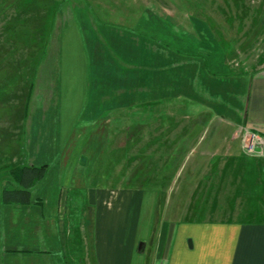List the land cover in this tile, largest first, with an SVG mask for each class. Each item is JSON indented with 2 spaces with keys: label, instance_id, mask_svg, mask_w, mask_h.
<instances>
[{
  "label": "crops",
  "instance_id": "0c3cea01",
  "mask_svg": "<svg viewBox=\"0 0 264 264\" xmlns=\"http://www.w3.org/2000/svg\"><path fill=\"white\" fill-rule=\"evenodd\" d=\"M230 1L236 6L231 20L242 18L239 4L249 0ZM179 18L140 10L120 20L98 18L105 27L99 30L94 26L86 35L76 18L63 27L59 58L52 62L45 59L48 62L45 65L52 68L47 72L53 91L47 95L44 109L53 116L59 131L73 132L58 144L60 157L63 152L68 153L62 155L61 165L57 167L61 175L59 187L66 189H59V195L56 192L51 201L50 197H40L38 193L47 182V168L44 179L30 191L28 203L6 204L1 199L2 264H74L77 257L74 211L78 210L80 199L64 197V192L73 190V195L75 190L84 188L88 189L85 194L88 205L83 212L89 218L82 220L91 224L94 264H264V218L214 224L164 223L160 234L152 235V226L145 227L140 220H135L133 228L127 222L129 211L140 209L137 195L142 191L97 187L96 175L85 177L83 167L79 166V141H84L82 148L89 146L91 151L82 157V162L88 168L93 165L96 168L109 139V117L114 110L147 101L186 102L205 110L221 123L214 129L216 136L221 138L229 132L228 142L229 139L237 141L239 134L246 130L258 134L264 141V66L253 72H238L229 61L227 45L217 37L215 29L211 30L212 25L209 23L210 28L206 22H200L203 16L194 19L196 24L188 25L192 27L190 33L178 29L185 36V42L195 49L189 53L191 57H180L176 54L179 51L169 45L176 41L178 30L173 21ZM159 22L165 27L158 28ZM140 23L146 24L148 31L140 29ZM155 29L165 31L166 39L155 38ZM106 89L114 94L107 95ZM37 95L32 94L24 164L19 167H48L43 161L45 154L39 147L37 152L32 151L29 139L35 117L44 111L34 102ZM78 124L83 125L79 127L82 133L74 142ZM233 159L235 163L256 165L258 178L264 181V156L240 154L227 161ZM39 204L42 211L36 207Z\"/></svg>",
  "mask_w": 264,
  "mask_h": 264
},
{
  "label": "rangeland",
  "instance_id": "374dc122",
  "mask_svg": "<svg viewBox=\"0 0 264 264\" xmlns=\"http://www.w3.org/2000/svg\"><path fill=\"white\" fill-rule=\"evenodd\" d=\"M239 6L242 18L231 20L236 6L230 0H0V201L4 189L18 187L9 172L24 164L26 125L33 93H38L34 102L44 111L35 117L29 136L31 150L37 152L39 147L48 165L47 182L38 194L42 198L50 197L51 201L56 192L59 195V189H66L59 187L61 175L57 167L61 165L62 155L68 153L63 152L60 157L58 144L73 132L59 131L53 116L44 109L47 95L53 91L47 72L52 68L45 65L48 63L45 59L52 62L59 58L60 36L65 25L76 18L86 35L94 26L99 30L105 27L98 18L120 20L144 10L160 16H179L173 21L174 27L190 33L192 27L188 25L196 24L194 19L203 16L200 22L213 27L211 30L215 29L217 37L227 45L228 58L234 68L238 72H253L264 66V0H249ZM145 26L139 25L140 29L148 31ZM157 26L165 27L160 22ZM179 33L182 31L175 33L176 41L169 45L179 51L176 54L180 57H191L189 53H194L195 49ZM153 36L166 39L165 31L155 29ZM110 92L105 91L107 95ZM220 124L205 110L186 102L155 104L147 101L114 110L109 117V139L102 160L96 168L94 165L88 168L82 157H87L91 151L89 146L82 148L84 141L81 140L77 149L81 157L79 166L83 167L85 177L96 175L97 187L142 191L137 195L140 209L129 211L127 222L133 224V228L135 220H140L145 227L152 226V235L155 232L159 235L164 223L214 224L262 219L264 181L258 178L256 165L235 163V159L227 161L235 155H247L243 140L245 134L253 133L243 131L237 141L229 139L228 142L229 132L221 138L215 134L214 129ZM82 126L78 124L75 128L74 142L82 133L79 130ZM87 191V188L75 190V196L73 190L64 192V197L80 199L79 208L74 211L77 235L74 264H94L91 224L82 220L87 218L83 212L88 205ZM35 201L40 202L38 198ZM36 207L42 211L40 204ZM0 215L3 219L2 210Z\"/></svg>",
  "mask_w": 264,
  "mask_h": 264
},
{
  "label": "trees",
  "instance_id": "16d2710c",
  "mask_svg": "<svg viewBox=\"0 0 264 264\" xmlns=\"http://www.w3.org/2000/svg\"><path fill=\"white\" fill-rule=\"evenodd\" d=\"M47 173V166H23L12 169L9 174L17 188H6L2 192V202L6 204L28 203L30 191L41 183Z\"/></svg>",
  "mask_w": 264,
  "mask_h": 264
},
{
  "label": "built area",
  "instance_id": "2783aa9c",
  "mask_svg": "<svg viewBox=\"0 0 264 264\" xmlns=\"http://www.w3.org/2000/svg\"><path fill=\"white\" fill-rule=\"evenodd\" d=\"M243 142L245 147V153L248 156H263L264 153V141L258 134H245ZM260 152V153H259Z\"/></svg>",
  "mask_w": 264,
  "mask_h": 264
}]
</instances>
